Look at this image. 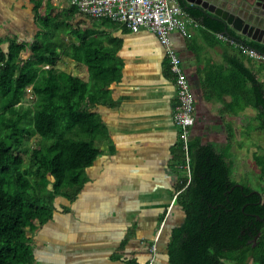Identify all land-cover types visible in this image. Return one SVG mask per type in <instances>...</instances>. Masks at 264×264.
Instances as JSON below:
<instances>
[{"label":"crops","instance_id":"0c3cea01","mask_svg":"<svg viewBox=\"0 0 264 264\" xmlns=\"http://www.w3.org/2000/svg\"><path fill=\"white\" fill-rule=\"evenodd\" d=\"M67 6L43 0L38 15L45 19L47 8L52 15ZM76 22L113 52L121 79L92 106L107 139L95 141L100 154L86 170L82 192L73 203L56 198L52 219L28 234L35 264H167L166 234L183 218L175 203L183 174L172 120L177 96L164 50L146 29L132 33L104 20ZM185 28V35L173 32L170 42L194 97L190 145L213 147L232 171L229 158L242 153L241 138L259 133L258 109L244 101L252 98L251 76L264 85V60L249 57L193 19L185 20ZM40 30L33 0H0V39L30 42ZM62 37L66 42L68 37ZM63 64L91 86L84 65L65 58Z\"/></svg>","mask_w":264,"mask_h":264},{"label":"trees","instance_id":"16d2710c","mask_svg":"<svg viewBox=\"0 0 264 264\" xmlns=\"http://www.w3.org/2000/svg\"><path fill=\"white\" fill-rule=\"evenodd\" d=\"M42 1L33 0L41 30L32 41L0 39V264H35L28 234L52 219L56 198L73 203L82 192L86 170L100 154L95 141L107 139L92 106L121 79L113 52L76 22L112 21L69 5L52 15L47 8L44 19L38 15ZM178 3L206 30L225 36L226 28L237 48L264 54V42L238 34L185 0ZM63 58L84 65L91 86L58 67ZM251 81L252 98L244 103L258 109L256 131L264 133V85L253 76ZM33 138L36 143L29 147ZM190 155L191 180L187 184L181 176L176 186L183 218L166 234L167 264H264V154L254 156L263 180L257 194L249 185L235 186L230 163L213 147L190 145Z\"/></svg>","mask_w":264,"mask_h":264},{"label":"built area","instance_id":"2783aa9c","mask_svg":"<svg viewBox=\"0 0 264 264\" xmlns=\"http://www.w3.org/2000/svg\"><path fill=\"white\" fill-rule=\"evenodd\" d=\"M69 6L75 7L85 16L118 23L132 33L146 29L155 34L174 78L177 102L172 120L183 155L178 168L188 184L191 180L190 135L195 123L194 97L181 60L171 46L170 36L175 31L185 35V20L192 19L185 14L178 0H69ZM220 37L237 47L232 39L223 35ZM238 48L251 58L264 59V56L248 47L239 45ZM154 251L155 245L152 247V252Z\"/></svg>","mask_w":264,"mask_h":264},{"label":"rangeland","instance_id":"374dc122","mask_svg":"<svg viewBox=\"0 0 264 264\" xmlns=\"http://www.w3.org/2000/svg\"><path fill=\"white\" fill-rule=\"evenodd\" d=\"M62 1L65 5L66 4L69 5V0H62ZM219 1L221 2V4L224 5V7H226L225 9L232 11L236 16L240 17L244 21V24L247 27L245 30L246 33H248L250 36L251 34H253L257 37V39L258 38L260 39V42H264V0H219ZM65 60L67 59L65 58ZM257 60L263 61L264 59L261 58ZM58 67L66 71H70V72L72 71L74 73V71L72 70V68L69 67V65H67L66 67L63 64V59L58 63ZM26 104H31V103L30 101H27ZM250 131L252 132V129H250ZM34 143H36L35 138H33L28 143V146L33 147ZM241 145L243 149L240 150L242 152L240 153V156L236 158H229V160L234 163V167L232 168L230 179H232V181L233 180L236 181L238 184L241 185H249L256 192L260 193L263 190V180L261 179L259 171H257L253 158L257 153H259L261 156L264 154V133L252 132L247 137H242ZM254 151H256L257 153ZM153 245L151 246V251ZM155 251H156V246H155ZM248 264H251V262L249 261Z\"/></svg>","mask_w":264,"mask_h":264},{"label":"water","instance_id":"95a60500","mask_svg":"<svg viewBox=\"0 0 264 264\" xmlns=\"http://www.w3.org/2000/svg\"><path fill=\"white\" fill-rule=\"evenodd\" d=\"M185 2L187 4L194 5L200 8L204 13L211 15V17H213L214 19H219L225 22L226 26H230L235 30L246 33L245 30L247 27L244 24V21L240 17L236 16L232 11L225 9L226 7H224V5L221 4L219 0H185ZM222 3H225V2H222ZM224 35L227 36L229 39H233V40L235 39L229 34L226 28L224 30ZM252 39L260 42V39L259 38L257 39L256 36H253ZM237 41L244 44V42L241 40H237ZM248 48L251 50H254L251 47H248ZM257 53L264 56V54L258 51ZM262 122L264 124V116H263ZM235 186L241 188V185L239 184H236ZM253 193L257 194L256 191H254Z\"/></svg>","mask_w":264,"mask_h":264},{"label":"flooded vegetation","instance_id":"af4514ba","mask_svg":"<svg viewBox=\"0 0 264 264\" xmlns=\"http://www.w3.org/2000/svg\"><path fill=\"white\" fill-rule=\"evenodd\" d=\"M251 36H252V37H251V38H249V39H252V38H253V36H255V35L251 34ZM256 38H257V37H256Z\"/></svg>","mask_w":264,"mask_h":264}]
</instances>
